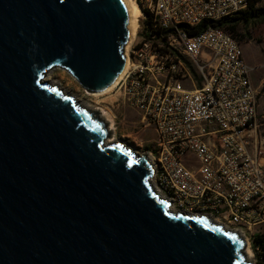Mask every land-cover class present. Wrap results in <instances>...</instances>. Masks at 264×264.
I'll use <instances>...</instances> for the list:
<instances>
[{"label": "water", "instance_id": "water-1", "mask_svg": "<svg viewBox=\"0 0 264 264\" xmlns=\"http://www.w3.org/2000/svg\"><path fill=\"white\" fill-rule=\"evenodd\" d=\"M128 23L122 0H0V264H251L236 231L171 209L148 158L44 79L105 91Z\"/></svg>", "mask_w": 264, "mask_h": 264}, {"label": "built area", "instance_id": "built-area-1", "mask_svg": "<svg viewBox=\"0 0 264 264\" xmlns=\"http://www.w3.org/2000/svg\"><path fill=\"white\" fill-rule=\"evenodd\" d=\"M132 1L139 16L111 93L153 131L146 157L155 192L175 211L236 231L250 263L264 264L253 245L264 235V165L251 69L226 31L188 34L204 20L245 10L247 0Z\"/></svg>", "mask_w": 264, "mask_h": 264}, {"label": "rangeland", "instance_id": "rangeland-1", "mask_svg": "<svg viewBox=\"0 0 264 264\" xmlns=\"http://www.w3.org/2000/svg\"><path fill=\"white\" fill-rule=\"evenodd\" d=\"M253 11L258 12L259 16L250 20L248 24L237 25L233 31L223 30L237 41L243 58L251 69L249 79L257 94L254 130L261 146L262 161H264V13H262L264 0H254ZM48 82L59 87L63 94L71 96L82 108L93 112L97 110L105 122L111 123L110 138L127 145L137 155L146 156L154 138L152 129L141 124V117L137 111L130 109L120 101L113 102L115 97L111 90L103 94L88 93L70 75L60 69L48 72ZM198 86L199 83L196 87ZM183 88L192 90L188 83H184Z\"/></svg>", "mask_w": 264, "mask_h": 264}, {"label": "trees", "instance_id": "trees-1", "mask_svg": "<svg viewBox=\"0 0 264 264\" xmlns=\"http://www.w3.org/2000/svg\"><path fill=\"white\" fill-rule=\"evenodd\" d=\"M247 2H248L247 3L248 6L246 10L239 11L231 17L222 18L217 21L204 20L201 23H199V25L196 28L189 30L188 34L195 35V34H198L206 30L207 28H220L222 30L225 29L228 31H233L237 25L248 24L250 20L259 16V13L253 11L254 0H247ZM262 13H264V11ZM254 244H257L260 246L261 251H262L261 256L264 257V235L257 236L254 239L253 245Z\"/></svg>", "mask_w": 264, "mask_h": 264}, {"label": "bare ground", "instance_id": "bare-ground-1", "mask_svg": "<svg viewBox=\"0 0 264 264\" xmlns=\"http://www.w3.org/2000/svg\"><path fill=\"white\" fill-rule=\"evenodd\" d=\"M122 1L124 2L125 6H126V9L128 11V15H129L128 29H129V32H130V36H129V40H128V43H127L129 45L131 40H132V38H133L134 31L136 29V19L139 16V10H138V8L136 7V5L134 4V2L132 0H122ZM128 45H126V47H125V50H124L125 53L128 51ZM125 59H126V63H125V67H126L127 66V54L125 55ZM44 79L46 81H48V73L45 75ZM113 85H111L105 91L100 92V93L103 94V93H106V92L110 91L111 88L113 87ZM107 123L109 124V127H107V128L111 131V129H112L111 123L108 122V121H107ZM110 142L116 143L117 140H115L112 137L109 138V139H106V143H110ZM245 247H246V249H245ZM245 247H244V249H245V251H244L245 260L249 261L250 257H251L250 251H249V248H248L247 244H245Z\"/></svg>", "mask_w": 264, "mask_h": 264}, {"label": "crops", "instance_id": "crops-1", "mask_svg": "<svg viewBox=\"0 0 264 264\" xmlns=\"http://www.w3.org/2000/svg\"><path fill=\"white\" fill-rule=\"evenodd\" d=\"M244 60H245V59H244ZM245 62H246V61H245ZM246 64H247V63H246ZM262 160H263V159H262ZM262 160H261V162H262V164L264 165V161H262Z\"/></svg>", "mask_w": 264, "mask_h": 264}]
</instances>
